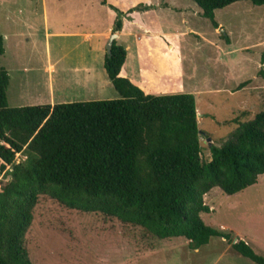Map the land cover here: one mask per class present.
<instances>
[{"label": "rangeland", "instance_id": "1", "mask_svg": "<svg viewBox=\"0 0 264 264\" xmlns=\"http://www.w3.org/2000/svg\"><path fill=\"white\" fill-rule=\"evenodd\" d=\"M153 5L127 11L124 0H0V35H28L18 45L19 55L14 54L16 44L7 40V53L0 57V65L11 75L7 91L10 107L120 98L103 65L107 42L99 51L96 41L85 44L81 39L51 37L48 51L54 72L48 74L43 6L50 32L56 30L58 20L74 31L80 18L74 15L75 10H83L80 22L84 23L96 9L102 18L99 29L110 21L113 27L120 22L123 37L119 43L128 47L129 67L134 68L140 55L151 53L152 58L143 56L150 67L146 79L141 70L133 73L143 81L141 88L146 94L194 97L201 160L209 163L211 146L225 145L240 124L264 110V77L259 75L261 68L264 72V6L238 2L215 11V21L221 25V31H216L191 0H154ZM145 13L155 19L147 20ZM140 25L183 35L172 39L153 32L144 34ZM163 66L170 70L161 71ZM162 74L165 76L160 79ZM51 76L54 98L48 90ZM24 159L23 154H17L15 163ZM7 180L6 175H0V183ZM204 201L210 208L208 214L201 215L206 225L247 242L264 258V174L255 185L235 195L214 188ZM25 243L32 264H254L221 238L193 250L184 239L158 240L141 228L68 210L47 197H41L33 211Z\"/></svg>", "mask_w": 264, "mask_h": 264}, {"label": "trees", "instance_id": "2", "mask_svg": "<svg viewBox=\"0 0 264 264\" xmlns=\"http://www.w3.org/2000/svg\"><path fill=\"white\" fill-rule=\"evenodd\" d=\"M215 29V11L264 0H191ZM106 4V2H105ZM121 30V24L114 27ZM0 36V57L4 54ZM126 60L113 43L104 69L116 100L10 107V77L0 65V264H32L25 236L41 197L81 213L116 219L158 240L184 239L190 249L221 238L254 264L251 246L204 223V197L235 195L264 174V110L201 160L195 99L151 96L120 76ZM264 65V56L262 57ZM259 75L264 77L263 69ZM264 100V92H263ZM17 154L23 162L16 164Z\"/></svg>", "mask_w": 264, "mask_h": 264}, {"label": "crops", "instance_id": "3", "mask_svg": "<svg viewBox=\"0 0 264 264\" xmlns=\"http://www.w3.org/2000/svg\"><path fill=\"white\" fill-rule=\"evenodd\" d=\"M132 1V3L130 4V2ZM153 1L154 0H124V4H126L127 6V11L129 10H134L136 8L141 7L142 5L148 6L149 8H153ZM160 6V5H159ZM156 6V7H159ZM105 8V7H104ZM77 11L76 14L74 13V15L76 16H80V18H77V22L79 23L78 27L76 29L73 30V28H70L66 25H62L60 23V21L58 20L57 25H55V29L53 32H50L49 30V24H48V12L46 9V6H43V12H44V21H45V36H46V50H47V62H48V74H53L54 72V66L51 64V56L49 55V40L51 37H56V38H63V39H81L82 42H84L85 44L87 43H91V42H95L96 41V48L97 50H101L100 47H102V44H105L106 42L108 43V38L115 34L117 36V38L115 39L116 43L120 46H123L121 43H119L121 37H123V33L119 32V31H115L112 22L110 21L109 23H107L106 26L102 27L99 29V24L101 22V12L96 9H92L91 12L89 13V18L88 20H86V22L81 23L80 19L82 16H85L83 12V10L77 9L75 10ZM72 14V13H71ZM144 18H146L147 20H150L151 18L155 19V16L149 14V13H145ZM217 23V22H216ZM218 25V29H216V31H221L219 24ZM142 27V28H141ZM140 29L144 32V34H148L149 32H153L152 35L154 36H159V37H171L173 39V37H175L174 35H176V37H181L180 35H183L181 32H177V31H173V32H163V31H156V30H152L146 26H141L140 25ZM190 32V31H189ZM143 34V35H144ZM2 36V35H0ZM5 36V38L3 37ZM2 37L4 38V48H5V52L2 56L6 55V42L7 40L11 41L12 44H16V47L14 49V54L16 53L17 55H19V43H21L22 41L28 39V35H15V36H8V35H3ZM138 39H140V37H138ZM103 41V43H102ZM114 41V42H115ZM126 50V60L125 63L122 67L120 76H122V74L125 72L127 73L124 78H127L128 80H130L135 86L139 87L142 91L143 89L141 88V86H143V81H141V79L138 78L137 75H133V73H135V70H141L143 71L144 75L142 77H146L148 76V74H146V69H150V67L148 66L149 63L144 62L143 61V56L144 58H150L151 53L148 52L147 55H140V57L137 58V62H134V68L130 66V62L128 61V47L127 46H123ZM168 50L169 52L172 53V51L174 50L173 45H168ZM50 56V57H49ZM20 57V56H19ZM106 57V55H105ZM152 58V57H151ZM105 60V59H104ZM135 63H137V65L135 66ZM104 65V62H103ZM148 67V68H147ZM6 69V71L9 74L10 77V82H11V75L10 72L8 71V69L6 67H3ZM25 70V69H24ZM160 70H170V68L163 66L162 68H160ZM170 73V71H169ZM181 73L183 74L184 71H181ZM134 76V77H133ZM151 76V75H150ZM165 76V74L160 75V79L163 78ZM141 77V78H142ZM136 78V79H135ZM138 78V79H137ZM51 80V81H50ZM148 80V79H147ZM146 82V80H145ZM23 86H24V82H22ZM207 89V88H206ZM48 90L50 91V97L54 98V88H53V77L51 76V78H49V88ZM144 92V91H143ZM145 93V92H144ZM146 94V93H145ZM148 95V94H147ZM8 104H9V100H8ZM51 105V104H50ZM10 106V105H9ZM224 229H226L224 226L222 227ZM228 230V229H227Z\"/></svg>", "mask_w": 264, "mask_h": 264}, {"label": "water", "instance_id": "4", "mask_svg": "<svg viewBox=\"0 0 264 264\" xmlns=\"http://www.w3.org/2000/svg\"><path fill=\"white\" fill-rule=\"evenodd\" d=\"M116 38H117V36L115 34L110 36L108 43H107V46H106V55L107 56H109L111 54L112 46H113V43H114Z\"/></svg>", "mask_w": 264, "mask_h": 264}, {"label": "built area", "instance_id": "5", "mask_svg": "<svg viewBox=\"0 0 264 264\" xmlns=\"http://www.w3.org/2000/svg\"><path fill=\"white\" fill-rule=\"evenodd\" d=\"M2 175H4V174H2Z\"/></svg>", "mask_w": 264, "mask_h": 264}]
</instances>
